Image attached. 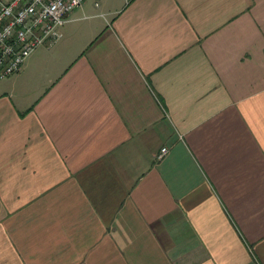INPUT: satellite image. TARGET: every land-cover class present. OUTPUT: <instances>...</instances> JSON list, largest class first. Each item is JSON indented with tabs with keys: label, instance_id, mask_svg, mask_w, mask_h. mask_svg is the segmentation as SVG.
Instances as JSON below:
<instances>
[{
	"label": "crops",
	"instance_id": "crops-1",
	"mask_svg": "<svg viewBox=\"0 0 264 264\" xmlns=\"http://www.w3.org/2000/svg\"><path fill=\"white\" fill-rule=\"evenodd\" d=\"M60 32L0 80V264H264V0Z\"/></svg>",
	"mask_w": 264,
	"mask_h": 264
},
{
	"label": "built area",
	"instance_id": "built-area-1",
	"mask_svg": "<svg viewBox=\"0 0 264 264\" xmlns=\"http://www.w3.org/2000/svg\"><path fill=\"white\" fill-rule=\"evenodd\" d=\"M85 0H0V80L17 73L39 46L61 37L68 16ZM97 7L100 0H92ZM160 149L158 159L167 153Z\"/></svg>",
	"mask_w": 264,
	"mask_h": 264
}]
</instances>
